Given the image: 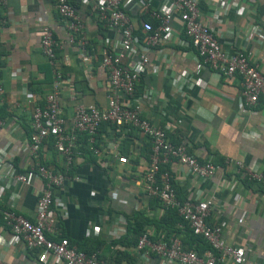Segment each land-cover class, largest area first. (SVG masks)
I'll list each match as a JSON object with an SVG mask.
<instances>
[{
	"label": "crops",
	"instance_id": "obj_1",
	"mask_svg": "<svg viewBox=\"0 0 264 264\" xmlns=\"http://www.w3.org/2000/svg\"><path fill=\"white\" fill-rule=\"evenodd\" d=\"M71 2L87 39L82 47L66 42V28L54 0H6L0 4V118L6 122L0 128V149L17 144L12 163L22 171L32 162L27 152L31 110L50 91L54 67L67 78L60 81L57 94L65 118L72 115L77 103L106 107L109 83L101 50L115 46L119 33L99 19L91 0ZM162 4L163 0H123L121 6L140 22L148 9ZM215 11L221 18L218 23L211 16ZM199 19L216 27L222 48H241L264 72V0H199ZM45 24L61 42L56 66L40 51V30ZM253 28L257 33L251 32ZM146 53V70L133 94L121 95L122 101L140 103L142 115L162 126L171 140L190 143L199 159L211 158L215 171L207 179L190 174L173 161L163 167L181 198L214 195L207 221L221 227L227 244L243 247L247 264L264 263V189L243 182L244 175L231 162L238 160L251 170L264 167V94L250 107L239 104V78L220 75L210 65L197 62L174 16L169 35L148 46ZM145 90L149 95L143 96ZM79 138L80 151L70 166V174L78 179L54 189L65 205L59 210V233L94 248L106 263L160 264L157 257L136 248L133 242L137 237L131 232L141 221L143 231L157 233L165 212L141 181L150 150L148 135L132 125L104 123L95 137L98 153L86 144L89 155ZM39 156L51 168L61 166L50 142L42 146ZM118 156H125L127 162H118ZM100 160L105 161L104 167L98 164ZM39 185L37 179L25 185L13 183L2 190L0 202L17 191L15 210L32 219ZM241 205L246 213L239 224L236 219ZM0 234L6 242L0 245L5 262L43 264L39 250L23 248L2 227L1 220Z\"/></svg>",
	"mask_w": 264,
	"mask_h": 264
},
{
	"label": "built area",
	"instance_id": "obj_2",
	"mask_svg": "<svg viewBox=\"0 0 264 264\" xmlns=\"http://www.w3.org/2000/svg\"><path fill=\"white\" fill-rule=\"evenodd\" d=\"M5 1L0 0V4ZM91 1V7L97 12L99 19L119 33L115 46L101 50V64L106 68L109 83L106 107L77 103L72 115L65 118L57 103L60 81L64 78L54 67L50 91L45 94L41 104L35 102L30 114L27 152L32 162L25 170L19 171L12 163L17 144L0 149V197L2 190L9 189L13 183L25 185L37 179L40 185L34 204V217L29 219L15 210L19 193L13 191L3 203L0 202L2 227L26 250H39L43 264H107L99 259L98 253H85L70 243L67 237L60 236L59 210L63 211L65 205L61 198L55 196L54 189L61 188L66 181L78 179L77 175L67 171L80 151V136H84L88 147L98 153L94 146L95 137L102 124L132 125L148 135L150 141L148 162L141 178L145 190L163 208L174 209L191 233L200 236L208 244V248L199 253L195 249H186L178 235L168 239L158 236L153 240L148 231H143L137 236L136 248L157 257L160 264H247L249 260L243 247L227 244L222 237L221 227L207 221L214 204V195L202 197L201 194H194L181 198L171 184L169 172L160 169L173 161L184 166L190 174L207 179L215 171L211 158L208 156L199 159L188 142L174 143L162 126L142 115L140 103L123 102L121 95L133 94L135 85L149 62L146 49L169 35L173 16L179 21L182 33L194 49L197 62L200 60L210 65L220 75L228 78L236 75L239 78V104L250 107L264 94V72L250 61L241 48L235 45L230 49L221 47L216 27L206 25L199 19V0H163L161 6L148 9L147 17L140 22L122 8L123 0ZM53 4L64 21L66 42L84 46L87 39L82 21L71 1L54 0ZM211 16L215 22H220L219 13L215 11ZM251 32L257 33L255 28ZM60 45V40L54 36L51 28L43 25L39 38L40 51L54 66L57 64L56 51ZM128 57L131 59L124 64L123 61ZM145 95H149L147 90L143 93ZM5 124L0 118V128ZM48 142L61 158L62 170L53 169L40 161L39 151ZM117 160L127 162L125 156H118ZM225 162L230 163V159L226 158ZM231 162L247 179L264 189V167L251 170L243 167L238 160ZM98 164L104 167L105 161L100 160ZM245 213L241 205L237 223H242ZM5 243L0 234V245ZM0 264L8 263L0 257Z\"/></svg>",
	"mask_w": 264,
	"mask_h": 264
},
{
	"label": "trees",
	"instance_id": "obj_3",
	"mask_svg": "<svg viewBox=\"0 0 264 264\" xmlns=\"http://www.w3.org/2000/svg\"><path fill=\"white\" fill-rule=\"evenodd\" d=\"M151 21L153 24L154 23L156 24V21L154 19H151ZM137 33H138V31H137ZM184 37L189 42L188 38L185 35H184ZM81 137L83 138V140H85L84 136H81ZM172 141L174 143H179V142H175L174 140H172ZM84 143L86 146V147L84 146V149L88 153L86 141H84ZM88 155H89V153H88ZM40 161L43 164H45L46 166H48L46 161H43V160H40ZM13 164H14V166H16V163H13ZM16 169L19 171H22L18 167ZM53 169L62 170V166H60V167L57 166V168H53ZM160 169L163 170L164 167L161 166ZM71 170H72V167H70L67 172L71 173ZM243 178H244L243 182L245 181V182H249V183L258 184L252 180L247 179L245 176H243ZM176 192H177L178 196L181 197L177 190H176ZM1 207H3V206L1 205ZM164 210H165L164 216L159 222V227L157 228V230H158L157 233L155 232L152 235L149 234V237L151 239L156 240V238L158 236H162L163 239H168L170 236L178 235V236H180V239H181V241L184 244V247L186 249H195L197 252L202 253V251L204 249L208 248L207 242L204 239H202L200 236L192 234L190 229L188 228L187 224L177 215V213L174 209L164 208ZM0 220H1V216H0ZM131 232L134 233V235L136 234L135 237H137V235L142 233L143 232L142 222L138 221L136 223V226L131 227ZM60 236H64V235L60 234ZM67 239L69 240L70 243L75 244L77 246V248H81L85 253H89L92 251L96 252V251H94V248H87L85 245H82V243H80V241H72L69 238H67ZM136 240H137V238H136ZM136 240H134V242H133L134 245H136ZM98 257H99V255H98ZM99 259L101 261H103L100 257H99ZM116 261L117 262H112V263H107V264H120L118 260H116Z\"/></svg>",
	"mask_w": 264,
	"mask_h": 264
}]
</instances>
